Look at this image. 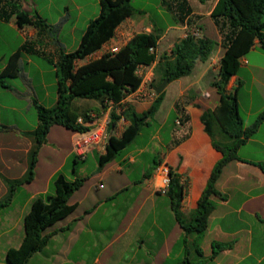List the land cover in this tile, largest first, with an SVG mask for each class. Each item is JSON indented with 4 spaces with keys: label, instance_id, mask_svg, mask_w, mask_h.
Returning <instances> with one entry per match:
<instances>
[{
    "label": "crops",
    "instance_id": "crops-1",
    "mask_svg": "<svg viewBox=\"0 0 264 264\" xmlns=\"http://www.w3.org/2000/svg\"><path fill=\"white\" fill-rule=\"evenodd\" d=\"M9 1L16 2L18 5V1L21 0ZM217 1L208 0L205 3H200L198 0H187L191 8L190 15L173 27L175 31L172 34H169V36L161 35L156 47L157 55H161L159 54L160 42L167 38L162 54L165 51L169 55L173 46L186 38L188 34H196L197 38L207 37L216 42L210 58L207 61H197L195 63L193 71L198 68L195 78L184 80L187 76L182 77L168 83L164 90L165 92L168 90L172 92L171 87L175 82L177 83V86L173 88V91L176 90V95L172 98V109L176 111L175 104L181 102L188 120L182 125L183 133L179 136L173 134V139L166 145V151L159 155L158 160L159 163L167 164L178 176L179 183L183 187V194L178 206L183 217L188 218L191 223L184 225L178 222L172 208L171 198L170 201L167 200L166 202L163 200H159L157 203L154 202V194L158 193V179L155 177L154 171L150 178L144 179L142 185L145 191L149 193L145 201L151 200L153 202V212L142 214L137 211L126 224L119 228V223L125 219V216L116 212L98 214L99 207L105 204L102 200L93 203L92 208L85 209V213L77 215L73 213L78 209L81 200H69L70 204L75 205L74 210L46 229V234L50 235L48 243L41 251L32 255L28 264H179L185 259L190 264H264V170L257 165L259 163L264 164V121L260 124L256 133L239 147L237 151L238 159L228 162L218 178L216 189L224 194L226 199L211 197L215 209L208 217L203 233L199 234L196 231H186L185 229V227L194 224L193 218L198 200L206 187L214 165L222 158L221 153L215 150L212 144L215 142L221 146L233 147L237 141L236 138L226 134L221 129L214 116V106L219 102V95L216 90L211 86L213 90L210 93L206 89L200 91V88H195L192 93L189 92L190 89L192 90L193 87L198 85L206 86L204 78L211 73L215 78L218 75L219 62L225 49L222 47L223 36L211 18V11ZM22 4H20V7L24 11L31 14L36 13L40 16L34 5L30 3ZM94 4L100 6L99 0H94ZM75 8L79 13L83 9L80 5ZM64 10H67V8L64 7ZM132 17L124 20L116 28L113 38L106 42L101 49L89 55L85 60L76 62V65L80 66L100 58L104 54L116 52L135 34L154 32V27L144 25L142 20ZM93 19H87L84 28ZM63 22L64 18L62 17L57 23L51 24H59L60 29ZM204 22L210 25L209 34L204 31ZM1 24H6L22 39L10 55L26 42L33 44L30 53H22L25 56L23 58L21 55L20 64L22 60H26L28 64H31L33 62L31 55L36 54L37 50L40 49L39 45L53 53L55 59L60 47L65 52H71L64 49L63 43L59 39L51 41L49 37L51 34L49 33H46L42 38H38L37 30L33 26L26 25L19 28L16 25L14 16L8 22L0 20ZM74 29H72V33H74ZM72 38L76 40L75 36ZM258 49H260L258 42L255 41L254 46L239 58L238 71L242 68L249 70L252 67L260 68L247 59L250 54L264 58L263 54L256 52ZM34 51L36 52L34 53ZM10 55L8 57L5 54L0 55V74L4 70ZM154 66L155 63L148 66L152 78ZM22 69V77L10 78L11 81L8 82L10 88H3L5 91H15L13 85L16 83V79H21L24 85L29 88L33 87L29 72L23 66ZM241 83L242 81L237 72L229 79L226 92L233 94L234 88L240 86ZM42 88L46 91L45 96L48 97L47 86L44 85ZM141 90L140 85L135 93ZM213 92L215 96H213ZM135 95L134 93L129 95L124 102L126 104L129 102L142 104L144 100L135 98ZM57 97L56 91L51 107L56 105ZM212 97H214V101L212 100L209 103L208 101ZM237 103L240 107L238 99ZM99 110H89V114L93 118L109 116L108 109ZM262 111H264V104L258 111L254 112L252 107L249 106L247 115L251 116L256 112L260 114ZM98 113H100L99 116L96 115ZM93 118L92 120L95 121L96 119ZM0 125L4 126L1 122ZM86 125L91 126L90 123ZM127 125L128 121L126 120L125 122L118 121L114 134L120 136ZM36 126L25 131V135L19 136L17 138L19 143L13 142V140H8L6 144L0 143V165H2L0 167V264H7V251L20 245L24 236L23 219L28 213L32 202L37 198L53 194L54 189L51 191L49 180H51L53 174L61 171L63 167L61 163L57 165L44 186L41 184L35 186L37 180L36 167L32 179L30 181L26 180L31 153L35 148L34 131ZM244 126L249 127L245 124ZM55 127L62 126L54 125L51 127L46 143L38 150V160L40 151L49 144L50 137L54 133L57 135V139L52 144L54 149L51 150V155L54 158L60 157L62 154L60 142H68L71 150L67 155L72 153L78 160L85 161L92 151L97 153L98 156L105 153V150L93 147L86 152L83 159L79 158L73 151L75 133L69 131L70 134H67L60 128ZM22 138L26 140V144L21 146ZM18 152L22 153V157L16 159ZM241 153H243V156ZM11 159H13L12 162ZM130 161L133 160L130 159ZM11 164H20L22 168L18 173L13 174ZM79 171L82 175H85L83 166ZM67 178L70 179L71 177ZM79 190L71 195V199ZM19 191L25 193L24 199L20 201L16 197ZM162 196L170 197L168 195ZM110 198H114L113 195ZM158 205L162 206V216L155 212ZM108 228L110 230H107ZM178 242L180 245L176 248ZM214 242H232L233 247L221 251L216 257L212 258V243ZM190 244L193 245V251L196 258H198L195 261L189 257L193 253L189 247ZM97 248L99 252H95L91 257L92 249Z\"/></svg>",
    "mask_w": 264,
    "mask_h": 264
},
{
    "label": "trees",
    "instance_id": "trees-1",
    "mask_svg": "<svg viewBox=\"0 0 264 264\" xmlns=\"http://www.w3.org/2000/svg\"><path fill=\"white\" fill-rule=\"evenodd\" d=\"M130 1L99 0L100 12L84 29L77 48L71 52H65L62 47L58 49L55 60L57 103L54 107L46 108L34 102L38 123L34 131L35 148L31 153L27 181H30L34 175L38 150L46 143L52 126L59 125L74 133L91 130L86 124L90 123L93 117L89 111L84 115L74 111L71 107L74 99L97 101L100 104L99 111L106 110L110 104L115 107L109 113L105 153L99 156V165L103 167L118 157L134 141L142 127L148 125V119L155 115L163 100L165 91L156 95L150 107L144 112H137L124 102L129 95L139 89L142 83V77L137 72L138 68L141 65L151 66L155 63L150 82V86L155 89L164 79H168L170 83L190 75L197 61L204 62L210 58L216 42L207 37L197 38L191 34L176 43L169 55L164 53L158 56L156 47L160 36L151 32L135 34L116 52L104 54L100 58L77 66L76 62L85 60L111 40L116 28L124 20L141 13L130 6ZM198 1L205 3L208 0ZM163 4L175 14L178 22L183 21L191 13L187 0H168V2L163 0ZM13 16L19 28L26 25L33 26L37 30L38 38H42L46 33H56L60 27L59 24L49 25L36 13L24 11L16 2L0 0V20L8 22ZM211 18L223 36L222 47L225 49L219 62L218 75L211 83L219 95V102L214 106L213 112L221 129L237 141L233 147L221 146L215 142L212 144L213 148L221 153L222 158L214 165L198 200L194 212V224L185 227L186 231H196L199 234L205 230L208 217L215 209L211 197L226 199V196L216 189V182L224 167L228 162L238 159L239 147L256 133L264 121V111H262L252 125L245 127L239 116L236 95L226 92L229 79L238 72L239 58L254 46L255 41L264 51V0H218L211 11ZM30 48H33V44L26 42L9 56L0 74V87L10 88L5 78L22 77L20 57L23 52L30 53ZM151 48L153 52L150 51ZM117 107L120 109V114L116 112ZM175 108L178 120L183 125L188 118L181 102H177ZM96 115L99 116L100 113ZM121 118L128 121V125L124 127L120 136H116L114 131ZM3 128L0 125V131ZM159 164V160L155 158L145 172L144 178H150ZM257 165L264 170V164ZM83 183L84 179L76 178L68 181L63 175H59L53 182V194L37 198L32 202L23 219V239L17 248L7 251V264H28L32 255L46 246L50 235L46 234L45 230L74 210L75 205L70 204L69 199ZM182 194L183 187L179 183V178L171 170L167 195L171 198L174 211ZM176 218L180 222L177 215ZM232 247V242H214L211 256L214 258L221 251ZM179 264H190V262L185 259Z\"/></svg>",
    "mask_w": 264,
    "mask_h": 264
},
{
    "label": "rangeland",
    "instance_id": "rangeland-1",
    "mask_svg": "<svg viewBox=\"0 0 264 264\" xmlns=\"http://www.w3.org/2000/svg\"><path fill=\"white\" fill-rule=\"evenodd\" d=\"M21 1L23 4L30 3L34 5L38 9L40 17L49 25H52L51 23H57L62 17L64 18L61 28L56 33L53 32L49 37L51 41L59 39L63 43L64 49L67 51H74L77 48L81 34L85 29L84 27L87 19L95 18L100 12V6H96L94 0ZM21 1H18L19 6L22 4ZM166 1L168 2V0ZM77 5L83 8L80 13L75 8ZM130 6L134 10L141 12L140 14L133 15L132 18L142 20L144 25H151L154 27V32L159 36L164 34L169 36V34L175 31L173 27L179 24L175 14L167 9L163 4V0H131ZM64 7H66L67 10H64ZM207 24V22H204V31H206V33H208V29L210 28V25ZM168 27H170V29H168ZM73 28H75L74 33H72ZM74 36L76 40H73L72 37ZM166 39H163L159 45V54L161 55L165 48ZM21 40L22 39L6 24L0 25V55L5 54V56L8 57V55L18 47ZM39 47L41 50L39 49L36 54L31 55L33 60L31 64H28L26 60L21 61V65L29 72L33 87L29 88L24 85L21 79H16V83L13 85L15 91L8 92L2 87L0 89V122L4 125V128L0 131V143L6 144L8 140L19 143V139L17 138L25 135V131L32 129L38 123L37 110L34 102L36 101L42 107L48 108L51 107L50 105L56 96L55 56L53 53L45 50L42 45H39ZM256 52L264 55L263 50L258 49ZM164 53L167 52L164 51ZM24 56L25 55L22 54L23 58ZM247 59L260 68L252 67L250 70L240 69L238 71V76L242 83L240 86L234 88L232 95H237L236 101L238 99L240 102V107H238V103L237 107L243 123L250 126L259 114L256 112L248 116L247 111L249 106L252 107V111L254 112L258 111L264 104V58L250 54L247 56ZM197 69L198 68L192 71L184 80L195 78L198 72ZM212 74L213 73L204 78L206 86L202 87V84L198 85L197 87H193L192 90L190 89L189 92L192 93L195 91V88H200V91L206 89L210 93L213 90L210 84L215 78ZM4 80L7 82L11 81L9 78H5ZM176 84L175 82L171 87L172 92L169 90L164 92L163 100L157 112L148 119V125L142 127L134 141L123 150L112 163L104 167L99 165V156L94 151L88 154L85 161L78 160L72 153L67 155L71 150L68 142H60L62 154L60 157L54 158L51 155V150L54 149L52 144L55 139H57V135L55 133L51 135L49 144L40 151L39 160L37 156L35 166L37 169V180L35 181V186H40V184L42 186L46 185L45 183L48 177L53 173L57 165L61 163L63 164L62 170L53 174L51 180H49L51 191L53 189V182L59 175H63L68 181H73L76 178L84 179L82 188H80L78 193L72 196V199L71 197L69 199L81 200L78 209L73 214H83L85 213V209L89 207L92 208L93 203L102 200L105 204L99 207L97 211L98 214L104 212L123 214L125 219L119 223L120 228V226L126 224L137 211L142 214L153 212V202L151 200L145 201L149 193L145 191L142 185L145 179V172L153 164L154 159H158L159 155L166 151V145L173 139V134L179 136L183 133L182 124L180 123L179 125L176 123L179 119L177 117L178 114L172 109V98L176 95V90L173 91V88L177 86ZM44 85L47 86L48 97L45 96L46 91L42 88ZM145 88L146 90L144 91L146 93L154 89L150 84L149 86H145ZM213 96H215L214 92ZM153 100L154 99L144 100L142 104H133L131 102L128 104H132L131 106L136 111L144 112L150 107ZM212 100L214 101V97L210 98L208 102L210 103ZM71 107L78 114L84 115L89 110L100 109V104L94 100L74 99ZM55 128H60L63 132L70 134L69 130L66 128ZM21 140H23L21 146L25 145L26 140L23 138ZM18 153L19 154H16V159L20 158V156L22 157V153ZM241 155L243 156V153H241ZM130 159L133 161H130ZM12 160L13 159H11V162ZM1 166L2 165H0V167ZM11 166H13V174L18 173L22 168L20 164H11ZM82 166L85 175H82L79 171ZM118 168L121 170L119 171ZM74 170L77 171L73 172ZM102 172H104V174H102ZM67 177L71 178L68 179ZM112 195L114 198H110ZM161 196L162 195L159 193H155L154 202L157 203L159 200L165 202L167 200L170 201V197ZM16 197L18 201L23 200L25 197L24 191H19ZM155 212L161 215L162 206H156ZM174 214L180 218L182 224L189 225L191 223L188 218L183 217L178 202ZM107 230H110V228ZM179 245L180 243L178 242L176 248H178ZM189 247L193 252L189 257L195 261L198 258H196L193 251L194 247L191 244ZM98 250V248L95 250L92 249L91 257L95 252L98 253Z\"/></svg>",
    "mask_w": 264,
    "mask_h": 264
},
{
    "label": "built area",
    "instance_id": "built-area-1",
    "mask_svg": "<svg viewBox=\"0 0 264 264\" xmlns=\"http://www.w3.org/2000/svg\"><path fill=\"white\" fill-rule=\"evenodd\" d=\"M193 36L196 37L197 35L193 34ZM150 51L153 52L154 50L151 48ZM137 72L142 77V90L134 93L136 94L135 98H138L139 100L154 99L156 96L154 89L149 90L147 93L144 91L146 90L145 86H149L152 80V75L150 73L149 67L141 65L138 68ZM112 108L115 107L110 104V106L107 108L109 110V113ZM116 112L120 114V109L118 107L116 109ZM95 119V121L92 120L90 122V131L85 133H75V137L73 140V151L79 158L83 159L86 155V152L93 147L105 150V145L108 139L107 124L109 122V116H105L103 118L96 117ZM120 120L122 122H125L124 118H121ZM79 121L81 122V120ZM176 123L180 125L179 120H177ZM155 177L158 179L157 192L161 195H167L171 181L170 167L165 163H160L155 170Z\"/></svg>",
    "mask_w": 264,
    "mask_h": 264
},
{
    "label": "water",
    "instance_id": "water-1",
    "mask_svg": "<svg viewBox=\"0 0 264 264\" xmlns=\"http://www.w3.org/2000/svg\"><path fill=\"white\" fill-rule=\"evenodd\" d=\"M167 83L168 79H164L162 83L155 88V94L160 95L165 90Z\"/></svg>",
    "mask_w": 264,
    "mask_h": 264
}]
</instances>
